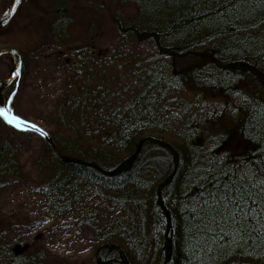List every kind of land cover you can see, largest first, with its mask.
I'll return each mask as SVG.
<instances>
[{"label": "trees", "instance_id": "1", "mask_svg": "<svg viewBox=\"0 0 264 264\" xmlns=\"http://www.w3.org/2000/svg\"><path fill=\"white\" fill-rule=\"evenodd\" d=\"M118 1L135 9L113 15L121 44L106 56L93 55L87 42L76 45L55 80L54 105L40 106L49 139L31 193L48 218L76 222L91 264H264L259 185L253 199L260 203L242 231L212 226V240L201 223L211 172L264 168V0ZM52 2L50 45L63 57L72 40L70 0ZM129 37L152 49L126 47ZM4 50L11 61L0 76V107H9L36 57L21 47ZM188 93L223 102L232 120L222 142L200 140L201 107ZM177 102L180 119L170 113ZM0 123L4 136L24 134ZM0 136L1 191L22 175V163L13 138ZM3 252L0 264L38 259L20 245Z\"/></svg>", "mask_w": 264, "mask_h": 264}, {"label": "rangeland", "instance_id": "2", "mask_svg": "<svg viewBox=\"0 0 264 264\" xmlns=\"http://www.w3.org/2000/svg\"><path fill=\"white\" fill-rule=\"evenodd\" d=\"M54 11L52 0H21L18 6L14 0H0V76L8 73L11 61L5 48L21 47L36 57L35 68L22 81L20 92L16 99L11 100L9 107L14 114L28 118L25 120L47 133L42 136L35 131H22L24 134H21L8 130L5 134L18 145L22 175L10 179L9 183L13 186L0 191V260L5 257V245L10 244L13 247L20 245L23 253L38 258L35 264H91L92 252L88 240L78 232L76 222L73 223L72 219L57 221L48 218V213L40 208L37 196L31 193V189L39 183L37 159L43 141L49 139L48 131L39 123L43 116L40 106L48 107L55 102V80L67 68L72 49L87 42L93 55L106 56L121 44L113 15L119 11L131 16L135 9L118 0H70L68 13L73 18L72 40L62 50L63 57L56 55L50 45L49 32L55 18ZM127 46L140 50L152 49L147 42L133 37L127 39ZM187 97L201 107L198 116L202 123L199 121L196 124L200 129V140L209 144L222 142V131L232 120L223 102L189 93ZM209 113H212L211 119ZM0 135L5 137L2 132Z\"/></svg>", "mask_w": 264, "mask_h": 264}, {"label": "snow or ice", "instance_id": "3", "mask_svg": "<svg viewBox=\"0 0 264 264\" xmlns=\"http://www.w3.org/2000/svg\"><path fill=\"white\" fill-rule=\"evenodd\" d=\"M14 3L18 6L21 0H14ZM14 75L19 76V70ZM6 103L11 104V99ZM211 117L212 113H209V119ZM0 119L19 131H35L42 136L47 135L37 125L31 124L19 115L14 114L11 107H0ZM220 173H223V176ZM237 173H240L239 180L236 179ZM207 179L211 182V186L203 189V191L207 192V198L201 197L203 200L202 210L207 209L206 216L201 218V223L204 225V235L215 240L216 237L212 226H215L223 233L224 227L229 224L234 225L238 231H242L245 223L253 219L249 215L252 212L253 206L260 203L259 200L253 199V190L257 185L261 189L259 195L264 197V168L253 169L251 170V174L245 171L242 166L232 173L226 172L224 168H221L219 173L211 172ZM244 202H249L247 210L245 209ZM261 211H264V209H261Z\"/></svg>", "mask_w": 264, "mask_h": 264}, {"label": "bare ground", "instance_id": "4", "mask_svg": "<svg viewBox=\"0 0 264 264\" xmlns=\"http://www.w3.org/2000/svg\"><path fill=\"white\" fill-rule=\"evenodd\" d=\"M178 102L176 103V105H174L175 107H173L172 109H170V113H171V115H179V112H180V110H179V106H178ZM18 115V114H17ZM177 117H179V119L181 118L180 116H177ZM25 119V118H24ZM27 120V119H26ZM174 121V123H175V120H173Z\"/></svg>", "mask_w": 264, "mask_h": 264}]
</instances>
